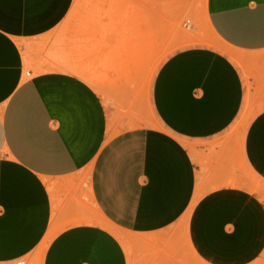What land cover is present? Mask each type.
Instances as JSON below:
<instances>
[{
  "label": "crops",
  "instance_id": "1",
  "mask_svg": "<svg viewBox=\"0 0 264 264\" xmlns=\"http://www.w3.org/2000/svg\"><path fill=\"white\" fill-rule=\"evenodd\" d=\"M75 2L0 0V264L36 255L39 264H129L118 235L131 234L163 237L161 264H253L249 239L261 238L263 252L264 230L238 224L253 220L259 199L236 186V150L223 167L220 147L206 151L205 143L234 123L250 86L264 94V80L257 85L252 75L255 68L264 78V0H204L206 29L246 59L239 67L207 46L170 55L150 90L161 131L141 123L123 77L93 69L110 61L103 49L83 56L58 38L51 48ZM92 78L105 79L100 91ZM242 156L264 180V109L248 125Z\"/></svg>",
  "mask_w": 264,
  "mask_h": 264
},
{
  "label": "rangeland",
  "instance_id": "2",
  "mask_svg": "<svg viewBox=\"0 0 264 264\" xmlns=\"http://www.w3.org/2000/svg\"><path fill=\"white\" fill-rule=\"evenodd\" d=\"M204 0H176L171 3H153L146 0H76L72 11L67 15L59 29L52 33L51 48L56 52V38L66 48L76 54L100 55L103 49L104 57L110 61L93 62L94 70L109 68L118 73L126 81V96L132 99V107H139L141 123L154 131L161 127L150 107V90L153 79L163 62L176 51L193 47L207 46L215 48L234 63L242 67L246 58L234 54L220 44L214 35L206 29L204 23ZM187 19L192 27L200 26L198 31L184 27ZM85 38L123 39L120 45H84ZM88 48V49H87ZM87 49V51H86ZM100 59V58H99ZM253 61L254 58L248 57ZM30 67L26 66V70ZM254 83L260 85L264 78L260 71L252 70ZM250 74L249 77L252 76ZM92 85L99 91L104 86L101 78H92ZM264 83V82H263ZM129 88V89H127ZM246 93L240 114L234 123L211 142L205 143L206 151L220 147V161L226 165L231 150H236V186L250 192L260 204L253 205V220L238 224V229H251L253 234L264 230V180L256 174L244 161V135L250 121L264 109L263 93ZM206 159H208L206 157ZM222 167V169H223ZM211 178V175H210ZM228 181V180H227ZM239 208V205L238 207ZM263 219V220H261ZM94 221H101L94 216ZM180 222L177 230L182 229ZM223 224V223H222ZM126 241V252L129 264H161L165 261V239L159 235L129 236L118 235ZM252 263L264 264V251L261 252V238L252 237ZM173 260H180L181 238L175 239ZM238 246L240 238H237ZM170 242V239H169ZM222 260L228 261V238H222ZM243 242V239H242ZM244 244V243H243ZM169 247H171L169 245ZM186 249V247H185ZM41 255H36L27 264H39ZM190 261L199 262L193 253H189ZM243 253L237 256V261L243 260Z\"/></svg>",
  "mask_w": 264,
  "mask_h": 264
},
{
  "label": "built area",
  "instance_id": "3",
  "mask_svg": "<svg viewBox=\"0 0 264 264\" xmlns=\"http://www.w3.org/2000/svg\"><path fill=\"white\" fill-rule=\"evenodd\" d=\"M189 26H191V20H190V19H187V20L185 21V23H184V27L187 28V27H189ZM26 75L28 76L29 74L26 73ZM17 264H24V261H19V262H17Z\"/></svg>",
  "mask_w": 264,
  "mask_h": 264
}]
</instances>
